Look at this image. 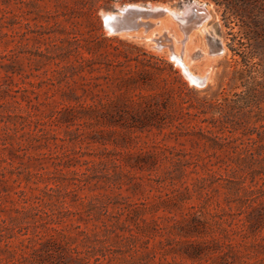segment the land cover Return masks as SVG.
<instances>
[{
	"label": "rangeland",
	"instance_id": "rangeland-1",
	"mask_svg": "<svg viewBox=\"0 0 264 264\" xmlns=\"http://www.w3.org/2000/svg\"><path fill=\"white\" fill-rule=\"evenodd\" d=\"M52 263L264 264V0H0V264Z\"/></svg>",
	"mask_w": 264,
	"mask_h": 264
},
{
	"label": "water",
	"instance_id": "water-1",
	"mask_svg": "<svg viewBox=\"0 0 264 264\" xmlns=\"http://www.w3.org/2000/svg\"><path fill=\"white\" fill-rule=\"evenodd\" d=\"M168 10L152 5L129 4L104 17V25L111 32L130 31L139 28L148 29L151 19L165 16ZM212 11L206 3L190 2L177 13L170 12L178 27L186 35L209 20ZM152 27V26H151Z\"/></svg>",
	"mask_w": 264,
	"mask_h": 264
},
{
	"label": "bare ground",
	"instance_id": "bare-ground-1",
	"mask_svg": "<svg viewBox=\"0 0 264 264\" xmlns=\"http://www.w3.org/2000/svg\"><path fill=\"white\" fill-rule=\"evenodd\" d=\"M164 8H166L167 10H168V12L169 13H167L164 17H167L168 19L169 18H171V16H170V12H175V13H177V12H179V11H176V10H174V9H171L170 7H167V6H165ZM111 15V13H109V14H107L106 16H110ZM151 22H152V24H151V26L153 25V20L151 19L150 20ZM155 21V20H154ZM206 24V23H205ZM205 24H202L201 26H199V27H197V28H195L194 30H204V27L206 26ZM150 26V27H151ZM193 30V31H194ZM139 30H134V31H130V32H121L120 33V35H128V34H131V33H136V32H138ZM193 31L192 32H189L187 35H186V37H188L189 35H191V33H193ZM183 34V33H182ZM185 37V38H186ZM190 37V36H189ZM175 58H177V59H179L180 58V56L178 55V54H175ZM183 64V63H182ZM192 78V77H191ZM205 78V77H204ZM192 79H194L195 80V78H192Z\"/></svg>",
	"mask_w": 264,
	"mask_h": 264
},
{
	"label": "trees",
	"instance_id": "trees-1",
	"mask_svg": "<svg viewBox=\"0 0 264 264\" xmlns=\"http://www.w3.org/2000/svg\"><path fill=\"white\" fill-rule=\"evenodd\" d=\"M165 1V0H164ZM215 3H219V0H213ZM52 264H57V263H52Z\"/></svg>",
	"mask_w": 264,
	"mask_h": 264
}]
</instances>
